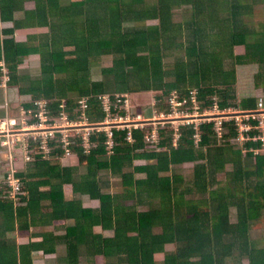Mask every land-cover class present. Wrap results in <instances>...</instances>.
<instances>
[{
    "label": "trees",
    "instance_id": "obj_1",
    "mask_svg": "<svg viewBox=\"0 0 264 264\" xmlns=\"http://www.w3.org/2000/svg\"><path fill=\"white\" fill-rule=\"evenodd\" d=\"M259 7L264 0H0V21L13 23L0 27V61L10 87L30 96L26 108L46 100L51 115L95 125L146 113L131 95L143 91H159V112L170 110L161 106L174 90L180 99L197 91L202 108L254 109L262 96L237 85L241 65H258L255 80H264ZM29 29L38 32L15 38ZM29 56L39 57L36 77L20 72ZM103 59L112 64L92 78ZM225 125L223 140L215 120L158 123L157 138L154 122L114 126L111 151L105 129L90 132L88 148L74 131L79 163L67 166L62 149L34 154L15 174L19 190L0 182V264H264V144L253 139L262 133L240 146L235 119ZM185 162L189 177L177 167ZM105 171L121 193H110Z\"/></svg>",
    "mask_w": 264,
    "mask_h": 264
},
{
    "label": "built area",
    "instance_id": "obj_2",
    "mask_svg": "<svg viewBox=\"0 0 264 264\" xmlns=\"http://www.w3.org/2000/svg\"><path fill=\"white\" fill-rule=\"evenodd\" d=\"M8 79V75H5L3 80L0 82V85L7 87ZM193 92L195 94H198V92L195 90ZM179 95H177L176 98H179L180 102L182 103L187 101L189 98L191 99V96L188 98L180 99ZM108 100V97L103 96L102 102H104V104L107 105L109 109L110 106ZM118 100H121V98H119ZM35 103L39 107L37 111H34L33 108L22 107L19 116H6V118L3 119L0 117V148L8 149V151L10 153H13L15 157L19 156L16 153L20 154L17 161L24 159L26 160L24 163L33 161L34 154H44L46 158L51 157V151L56 148L64 150L63 155L65 156H74L70 148L73 142L70 134L74 131L83 133L78 128V120L70 119L65 114V112H62L59 117L51 115L49 109L47 108L46 100L36 101ZM80 103H82L83 106H86L88 104L86 102V98L80 100ZM124 103L127 107H130L128 95H126ZM171 103L173 104H171V108L168 112H161L162 116H165L167 114L169 115L170 119L176 117L177 114L182 115V112L185 113L184 106H188L190 102L187 101L186 103L181 104L177 107L174 106V100ZM192 108L188 109L191 111ZM202 110H204V108H200V111ZM212 110L213 111L211 112L207 110L205 113H203L202 117L204 121H216V129L219 133V137H224L225 134L229 131V128L225 125V122L235 119V121L239 125L241 132L240 136L237 137L238 140L242 139L243 142H246L251 139V136L249 135L250 131H259L262 134H255L256 137H254L253 139H261L264 144V97L259 98L257 107L254 109H244L242 106H230L222 109L219 103H216L215 106L212 107ZM213 112H223L226 115H228V113H231L233 115L218 118L212 115ZM59 118L64 119V123L62 126L57 124V122H59ZM252 119L256 120V123L254 122L253 124ZM148 122H154L155 127L158 126V123L153 121V119L151 118L144 117V113L141 112H137L136 114L127 112L125 115L109 116L105 119L104 122L96 125L93 123H88L87 119H84L79 123H85L86 125H88V127L90 126V128H88L89 133L85 136L84 134L86 132L83 134L84 141H86V148L89 146L88 141L90 132L93 129L97 128L106 130L108 136L106 140L107 148L109 149V151H111L115 143L113 131L114 126L124 127L125 125H128L139 127L145 126ZM188 123L192 124L191 121H189ZM162 124L165 125L166 123ZM199 125L197 126L195 124L196 127H199ZM153 137L157 138V128H155ZM199 140L200 136L197 134V142ZM52 142L55 143L54 146L51 144ZM16 173L13 172V174H10L8 172V175L6 176V183L14 188V191L12 193L19 190L22 185L20 179L15 176Z\"/></svg>",
    "mask_w": 264,
    "mask_h": 264
},
{
    "label": "rangeland",
    "instance_id": "obj_3",
    "mask_svg": "<svg viewBox=\"0 0 264 264\" xmlns=\"http://www.w3.org/2000/svg\"><path fill=\"white\" fill-rule=\"evenodd\" d=\"M253 20H255L256 22H263L264 21V10L259 8V12L257 15L254 16ZM8 25V26H7ZM258 25V24H257ZM13 25L11 23H4L0 21V27L5 28V27H12ZM34 29H29V30H23L21 32H16L14 34L15 38L18 40H23L26 39L28 35L33 34L34 33ZM38 32V31H36ZM238 51L240 53H245V47H240L238 48ZM175 55H170L167 58L168 62H171L170 65L173 63V61H175ZM0 64H3L2 69L5 71L6 76L8 75V68L5 65L4 61H0ZM112 64V60L111 59H103L102 61H98L96 62V64L92 68V78L94 79H101L103 77L102 74V67L103 66H108ZM169 66L168 69L172 66ZM258 70V65H252V64H248V65H241L239 67V75H240V82L238 83L239 86V90L242 92V94H251V95H259V96H264V80H260V79H256L255 80V75L256 71ZM20 72L21 73H27L30 74L32 77H36L39 73H40V63H39V57L38 56H29L28 59L26 60V62L24 64H22L20 66ZM255 76V77H254ZM4 75H0V79L1 81L3 80ZM9 80V79H8ZM8 86V90L12 91L14 93L17 94V88L15 87H10L9 84H7ZM131 94V93H130ZM157 94L159 95V91H143L141 92H137L136 94H131L132 95V99L134 101H136L139 105L143 106V109L146 113H144V117L146 118H151L153 119V121H155L156 123H168L171 122L172 125H174L175 127H179L180 124L182 123H188L189 121H191L192 123H195L197 126L202 123L204 121L202 115L203 113H205L207 110L209 112L213 111L212 107L211 108H204V110L200 111V108H202V101L199 100L198 94H195L194 92L192 93L191 99L189 98L187 101H189V105L188 106H184L185 109V113L182 112V115L177 114V118L173 117L170 119L169 115H165L162 116L161 112H159V108L160 107H152L153 103L155 102V100L157 99L156 96ZM180 93L178 92V90H174L170 93V95H168L167 97L164 98V102H163V109H165L167 107L166 110H169L171 108V102H173V100L175 101L174 106H180L181 104L186 103L185 102H180L179 98H176L177 95H179ZM241 96V95H240ZM30 97V96H29ZM28 95H24L23 93H19L17 94L16 98L18 99L17 101H20L22 98L26 99L29 98ZM242 97V96H241ZM10 98V99H9ZM12 98L10 96H8L7 99V103L3 102V105L1 106V108L3 109V112L5 113V116H2L0 114V117L6 118L7 114L13 109V114H15L16 116L20 115V109L22 108L21 106L18 107L17 106H10V103L12 102L11 100ZM131 99V100H132ZM30 100V99H29ZM158 102V100H156ZM131 103H133L131 101ZM137 104V105H138ZM170 107V108H169ZM193 107V108H192ZM180 108V107H179ZM188 108H192V110L190 111ZM162 109V108H161ZM167 111H164V113H166ZM65 114L68 116V113L65 111ZM151 115V116H150ZM215 117L221 118L224 116H232L233 114L228 113V115L224 114L223 112H213V114ZM75 121V120H74ZM80 121H78V128L81 130L82 135L84 134L87 135L89 132L88 128H90V126L88 127V125H86L85 123L81 124L79 123ZM64 123V119L63 118H59V122H57V124H59L60 126H62ZM164 126V125H163ZM158 126H156L155 128H157ZM159 129V127L157 128V130ZM222 140L224 139V137L221 138ZM86 140V139H85ZM233 143H238L237 145L243 146V140L240 139L238 140L235 139L233 141ZM89 147V146H88ZM87 147V148H88ZM16 153V152H15ZM17 155L20 156V154L16 153ZM19 156L15 157V155L13 153H10L8 151V149H1L0 148V182L2 181V179H5L6 176L8 175V172L10 174H13V172H17L19 170V168L17 169V165H22L26 160L21 159L20 161H17V159L19 158ZM74 156H63L61 158H59V162L62 165H70L72 163H77V156L72 158ZM16 158V159H15ZM26 164V163H25ZM24 164V165H25ZM178 170L180 171V173L184 174L186 177H189L194 169L193 167V163L192 162H185L182 165H177ZM130 170V169H127ZM109 171H105L103 173H101L102 176H104V178L107 180V182H109V184L112 185V188L110 189V193L111 194H116V193H121L123 188L121 186V181L118 180L116 177H114L112 174H109ZM142 174H140L141 176ZM225 178V174H221V179ZM92 202V201H89ZM98 205V201H93V206ZM234 220H236L234 218ZM255 233V232H254ZM102 234L105 237H113L114 233L110 232V231H103ZM254 238L256 237V239H260L262 236L261 234H259L258 232H256L254 234ZM20 240H26L27 236H20L19 237ZM99 264H103L102 260L98 261ZM243 264H248V260H244Z\"/></svg>",
    "mask_w": 264,
    "mask_h": 264
},
{
    "label": "crops",
    "instance_id": "obj_4",
    "mask_svg": "<svg viewBox=\"0 0 264 264\" xmlns=\"http://www.w3.org/2000/svg\"><path fill=\"white\" fill-rule=\"evenodd\" d=\"M259 8H261V7H259ZM259 10V9H258ZM4 23H11L12 25H13V23L12 22H4ZM8 26V25H7ZM2 28V27H1ZM5 28H8V27H5ZM23 30H20L19 32H21V33H24V32H22ZM1 82V81H0ZM240 82V77H239V81H238V83ZM1 84V83H0ZM238 86V85H237ZM238 88H239V86H238ZM240 89V88H239ZM248 95H250V94H248ZM8 96H10L12 99V102L10 103V106H12V105H14V106H17L18 105V107H25L24 106V101H26V99H24V98H22L20 101H17L18 99L16 98V96H17V94L16 93H14V92H12V91H9L8 90V87H2L1 85H0V114L2 115V116H5V113L3 112V109L1 108V106L3 105V102H5V103H7L8 101H7V99H8ZM10 99V98H9ZM28 101H29V99H28ZM21 110V109H20ZM7 116H15L16 117V115L15 114H13V109L7 114ZM57 142V141H56ZM75 157V156H74ZM74 157H72V158H74ZM77 163H79V160L77 159ZM25 163H23L21 166L20 165H17V169L18 168H25L27 165H28V163H26L25 165H24ZM19 171V170H18ZM17 171V172H18Z\"/></svg>",
    "mask_w": 264,
    "mask_h": 264
},
{
    "label": "clouds",
    "instance_id": "obj_5",
    "mask_svg": "<svg viewBox=\"0 0 264 264\" xmlns=\"http://www.w3.org/2000/svg\"><path fill=\"white\" fill-rule=\"evenodd\" d=\"M4 74H6V73H4ZM9 77V76H8ZM7 84H8V82H7ZM8 86V85H7ZM2 87H4V86H2ZM262 97H264V96H262Z\"/></svg>",
    "mask_w": 264,
    "mask_h": 264
}]
</instances>
